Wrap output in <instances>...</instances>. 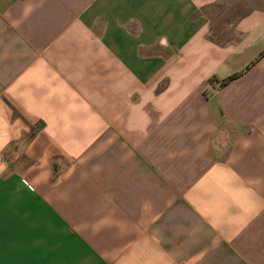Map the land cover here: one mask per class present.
<instances>
[{
    "label": "crops",
    "instance_id": "obj_1",
    "mask_svg": "<svg viewBox=\"0 0 264 264\" xmlns=\"http://www.w3.org/2000/svg\"><path fill=\"white\" fill-rule=\"evenodd\" d=\"M0 264H264V0H0Z\"/></svg>",
    "mask_w": 264,
    "mask_h": 264
},
{
    "label": "trees",
    "instance_id": "obj_2",
    "mask_svg": "<svg viewBox=\"0 0 264 264\" xmlns=\"http://www.w3.org/2000/svg\"><path fill=\"white\" fill-rule=\"evenodd\" d=\"M233 77H229L227 80H225V81H223V82H226V81H228V80H230V79H232ZM212 81V79H209V82H211Z\"/></svg>",
    "mask_w": 264,
    "mask_h": 264
}]
</instances>
